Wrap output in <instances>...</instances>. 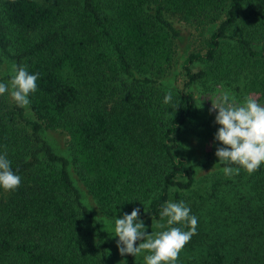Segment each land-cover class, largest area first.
Here are the masks:
<instances>
[{
    "label": "trees",
    "instance_id": "1",
    "mask_svg": "<svg viewBox=\"0 0 264 264\" xmlns=\"http://www.w3.org/2000/svg\"><path fill=\"white\" fill-rule=\"evenodd\" d=\"M185 28L198 31L200 48L179 60ZM6 63L39 78L27 107L0 96V155L21 177L15 190L0 187V264H109L110 238L71 164L106 214L140 208L145 224L167 222L166 202H185L197 184L198 164L180 152V136L188 123L210 132L194 87L264 73V0H0V68ZM177 65L180 87L165 86ZM253 79L264 97V79ZM53 132L69 138L71 158ZM207 164L239 168V178L221 187L230 194L209 205L210 219L201 216L206 207H189L198 225L183 250L208 252L186 262L264 264V164L253 173ZM170 227L189 230L187 222ZM139 259L127 254L126 264Z\"/></svg>",
    "mask_w": 264,
    "mask_h": 264
},
{
    "label": "clouds",
    "instance_id": "2",
    "mask_svg": "<svg viewBox=\"0 0 264 264\" xmlns=\"http://www.w3.org/2000/svg\"><path fill=\"white\" fill-rule=\"evenodd\" d=\"M10 80V96L20 107L30 104L29 94L37 91L39 73L30 74L26 66H12ZM9 92V85L0 83V96ZM173 100L171 92L164 97V103ZM178 102L175 109L179 106ZM215 123L218 129L215 140L223 147L216 150L219 163L237 164L249 173L257 171L264 164V106L253 96H246L243 103L237 104L228 91L215 101H212L211 112H217ZM225 175L238 174L239 168L224 167ZM21 184V177L13 172L11 161L7 154L0 155V187L4 190H15ZM145 210V209H144ZM191 209L183 201H168L163 206L160 216L167 217L169 226L187 222L188 231L180 227H170L168 230L148 234L146 225L140 218V208H135L131 214L125 213L115 220V236L119 237L117 247L120 255L136 256L149 252L145 256L146 264H175L180 252L196 234L198 218L190 215ZM161 228L163 224L159 225ZM137 241H142L137 246Z\"/></svg>",
    "mask_w": 264,
    "mask_h": 264
},
{
    "label": "rangeland",
    "instance_id": "3",
    "mask_svg": "<svg viewBox=\"0 0 264 264\" xmlns=\"http://www.w3.org/2000/svg\"><path fill=\"white\" fill-rule=\"evenodd\" d=\"M184 33V38L179 43V47H177V58L179 60H182L188 52L200 48V35L198 34V31H195L193 34H191L189 29L186 31L185 28ZM12 66L13 64L11 63H6L3 65V67L0 68V76H6L8 74L13 75ZM176 67L177 68L174 69L175 72L173 71L172 75L164 78V82L165 86H171L172 88L178 89L182 83V79L179 74L181 70L180 66L177 65ZM254 71L255 72L253 74V70L247 69L245 72L239 73L238 75L227 79L223 78V80L220 82L209 81L204 85L199 84L195 85L194 87L198 91V107L206 113L208 123L207 126L210 132L208 134L205 128L188 123L180 136V152L186 155L191 162L198 164L196 188L190 196L188 195V199L184 203L188 207L192 206V209L194 210L195 208L203 209L206 207V211L201 215L205 219H210V214L208 211L209 205L212 203H217L221 199L226 200L227 196L230 194L226 193V190L230 191L228 187H225V190L222 192L221 187L226 186V183H229V179L238 181L239 178L238 174H232L230 176L225 175L224 172L218 171L216 168H214V166L207 164L210 162L214 163L219 161V157H217L215 153L217 148L223 147L220 142L215 140L216 133L221 127L215 123L218 110L217 112L211 113L209 110L212 107V101L217 100L225 91H228L231 96L235 98V102L237 104L243 103L245 97L251 95L257 99L258 103L264 106V97L259 92L252 90L250 86V84L252 85L251 80L254 77V79H264V73L258 68ZM5 84L9 85L10 93V80H7ZM49 138L54 143L60 154L69 158L72 157L71 146L68 141L69 138H67L65 133L53 132L49 134ZM70 169L76 185L80 188L83 194L84 202L92 208L95 217L102 225V229L106 231L110 238L109 264H126L127 254L124 256L120 255L119 249L117 247V241L119 237L115 236V220L120 217L106 214L101 210L100 206L89 192V187L86 182V174L80 169V167L76 166L75 164L73 165L72 163ZM218 181H221V184L217 185ZM215 187H219V190H217ZM212 191H214L215 194H219L217 199L213 202H211L213 200V197H211L213 194ZM201 195H209L210 201L207 202L206 200L197 199V197ZM223 195L224 197L222 198ZM201 201L203 202L204 207ZM195 205L198 207H195ZM161 224L164 225L163 228L159 226ZM145 225L148 234H151L152 232L159 233L169 229L167 222H150L146 223ZM88 228L93 232V234L96 233L92 226L88 225ZM207 252L208 247L182 250L180 252L179 259L175 262V264H182L183 259H185V262L186 260H190L193 263H199L202 261L201 256L205 255ZM149 254L150 253L147 251L139 254L140 259L138 264H146L145 256ZM185 264L188 263L186 262Z\"/></svg>",
    "mask_w": 264,
    "mask_h": 264
}]
</instances>
